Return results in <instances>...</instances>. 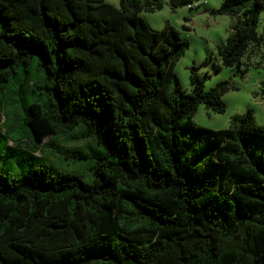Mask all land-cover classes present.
<instances>
[{
  "label": "trees",
  "instance_id": "obj_1",
  "mask_svg": "<svg viewBox=\"0 0 264 264\" xmlns=\"http://www.w3.org/2000/svg\"><path fill=\"white\" fill-rule=\"evenodd\" d=\"M161 7L0 0V148L43 158L8 141L37 150L50 137L56 159L36 176L0 170V264H264V127L250 110L232 127L195 124L199 103L224 110L228 85L204 90L192 72L193 92L181 88L186 38L139 15ZM262 10L264 0L214 10L241 14L218 45L223 66L260 46Z\"/></svg>",
  "mask_w": 264,
  "mask_h": 264
},
{
  "label": "rangeland",
  "instance_id": "obj_2",
  "mask_svg": "<svg viewBox=\"0 0 264 264\" xmlns=\"http://www.w3.org/2000/svg\"><path fill=\"white\" fill-rule=\"evenodd\" d=\"M118 5V0H107ZM162 7L155 11H141L139 15L154 30H160L169 24L180 31L186 38L187 46L174 65V72L181 88L186 93L193 92L189 80L190 73L194 72L203 79V88L208 90L223 82L228 85L222 95L224 110L217 112L203 103H199L192 113V119L197 125L213 129L232 127L235 116L243 115L247 110L252 113L254 124L264 127V99L260 92L264 83V11H260L255 22V30L262 34L263 41L259 47L249 45L241 58L242 67H226L221 64L218 54V45L224 44L228 37L235 34V25L239 15L215 13L222 0H192L199 1L200 5L187 7L186 5L171 9L168 0H161ZM197 68V70H193ZM19 121V117L16 116ZM3 120V116L1 117ZM19 124V123H18ZM5 128L0 125V132ZM27 142V139H24ZM50 137L42 140L37 150L30 149L31 142L27 145H15L8 141L9 146L25 150L33 155L43 157H21L19 154H10L0 148V170L18 176H36L40 170L41 160L45 156L55 164L56 159L45 147V142ZM58 146H79L80 143H68L66 139L54 140ZM20 154H23L20 152ZM47 160V159H46Z\"/></svg>",
  "mask_w": 264,
  "mask_h": 264
},
{
  "label": "built area",
  "instance_id": "obj_3",
  "mask_svg": "<svg viewBox=\"0 0 264 264\" xmlns=\"http://www.w3.org/2000/svg\"><path fill=\"white\" fill-rule=\"evenodd\" d=\"M200 5V2L199 1H193L191 3H187L186 6L189 8V7H192V6H198Z\"/></svg>",
  "mask_w": 264,
  "mask_h": 264
},
{
  "label": "water",
  "instance_id": "obj_4",
  "mask_svg": "<svg viewBox=\"0 0 264 264\" xmlns=\"http://www.w3.org/2000/svg\"><path fill=\"white\" fill-rule=\"evenodd\" d=\"M193 70L195 71V70H197V68H193Z\"/></svg>",
  "mask_w": 264,
  "mask_h": 264
}]
</instances>
